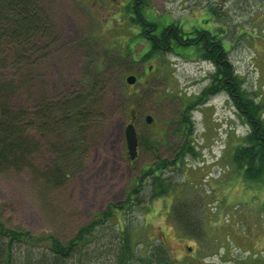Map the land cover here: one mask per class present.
Returning <instances> with one entry per match:
<instances>
[{
    "label": "rangeland",
    "instance_id": "374dc122",
    "mask_svg": "<svg viewBox=\"0 0 264 264\" xmlns=\"http://www.w3.org/2000/svg\"><path fill=\"white\" fill-rule=\"evenodd\" d=\"M146 1L140 10L156 23L150 27L161 28L172 20L184 33L192 26L223 29L225 58L239 89L263 106L264 122V0ZM128 2L133 5L132 0H43L52 28L50 44L38 39V48L46 43V49L30 52V70L21 69L14 78L15 84L22 82L14 104L33 109L41 97L55 100L82 92L103 70L96 75L106 88L101 116L87 132L82 160L76 162L79 153H71L68 162H59L69 170L58 189L44 193L29 171L0 174L1 217L10 226L51 232L64 241L93 213L122 202L157 159L171 162L178 152V159L162 169L174 185L172 195L145 199L123 216L117 213L99 228V235L111 231L109 222L122 218L131 226L138 252L161 241L176 264H264V186L244 188L231 165L233 148L248 125L232 97L204 92L216 67L190 54L191 47L179 43L172 46L175 52L163 50L139 59L149 48L151 32L144 37L140 26L130 21ZM211 8L219 17H213ZM129 74L137 76L136 84L126 83ZM146 115L153 117L149 124ZM183 115L192 120L188 134ZM132 117L139 147L131 162L123 132ZM63 144L69 146L49 138L35 155V166L42 172L53 168L58 162L53 148ZM186 144L195 155L179 150ZM145 177L143 187L149 180ZM170 207L187 208L200 230L182 232L176 217L169 215Z\"/></svg>",
    "mask_w": 264,
    "mask_h": 264
},
{
    "label": "trees",
    "instance_id": "16d2710c",
    "mask_svg": "<svg viewBox=\"0 0 264 264\" xmlns=\"http://www.w3.org/2000/svg\"><path fill=\"white\" fill-rule=\"evenodd\" d=\"M132 1L131 6L130 2L126 3L129 6H125V13H128L132 23L140 26L144 37L148 31L151 32L147 38L149 48L141 54L140 60L150 59L163 50L175 52L172 46L182 42L181 45L192 48L190 54H203L214 64L216 69L211 75L213 82L204 92L210 95L223 92L232 97L248 125L247 133L233 148L232 168L242 180L244 188L264 186V122L260 117L263 106L250 97L246 89H239L233 68L225 58L228 49L222 43L223 29L219 26L217 29L201 28L203 35L199 40L202 47H196L192 43L196 41L195 34L200 33L196 29L182 33L172 20L161 28L150 27L151 23H156L145 19L140 10L142 3H149L146 0ZM211 9L213 17H219V11ZM47 22L43 0H0V174L29 171L39 181L44 193L58 189L66 181L69 169L59 162H68L67 156L71 153H79L76 162L82 160L88 149L87 132L92 130L95 119L101 116V99L106 89L104 81L96 76L103 73L101 70L96 72L91 85L82 92H72L55 100L41 97L33 109L25 103L14 104V97L22 84L21 80L15 84L14 78L20 77L18 72L21 69L28 70L32 66L29 64L33 58L30 59L29 54L36 52L38 39H45L50 44L52 28ZM144 24L149 26L146 28ZM41 46L38 50L46 49V43ZM6 70H9L8 75ZM182 122L187 123L185 134H188V130L191 131L189 116L183 115ZM52 136L66 141L69 146L63 144L58 149L53 148L58 162L53 168H46L42 172L35 166V155ZM193 149L188 144L179 148L182 153L195 155ZM178 155L176 152L171 162L157 159L152 168L142 171L137 184L128 188L122 202L93 213L84 226L64 241L51 232L34 233L22 226H10L0 215V264H176L161 241L148 245L144 253L138 252L131 236V226L122 218L119 223L109 222L110 232L99 235L98 230L117 213L126 215L145 199L152 201L172 195L174 185L170 177L162 174V169L175 162ZM145 176H149L146 188L142 183ZM187 210L172 209L169 215L176 217L182 232L191 235L197 233L200 227L196 219H189ZM201 226V231L205 233Z\"/></svg>",
    "mask_w": 264,
    "mask_h": 264
},
{
    "label": "water",
    "instance_id": "95a60500",
    "mask_svg": "<svg viewBox=\"0 0 264 264\" xmlns=\"http://www.w3.org/2000/svg\"><path fill=\"white\" fill-rule=\"evenodd\" d=\"M136 80L134 75H129L125 78L127 84H133ZM146 123H150L152 121V117L147 115L145 117ZM124 136H125V145L127 149V154L130 160H133L137 156V135L134 124L132 122L128 123L124 129Z\"/></svg>",
    "mask_w": 264,
    "mask_h": 264
},
{
    "label": "flooded vegetation",
    "instance_id": "af4514ba",
    "mask_svg": "<svg viewBox=\"0 0 264 264\" xmlns=\"http://www.w3.org/2000/svg\"><path fill=\"white\" fill-rule=\"evenodd\" d=\"M193 29H196V31L197 32H200V33H196L195 35L196 36H194V37H196V41H194V42H192V43H194L195 44V46L196 47H202V45H201V42H200V40H199V38L203 35V33L201 32V26H192L187 32H191ZM179 33V32H178ZM182 33H184V32H182ZM178 43V42H177ZM180 43H182V42H180ZM205 43H207V39H205ZM175 46H176V44H175ZM174 48V47H173ZM181 54V53H180ZM182 54H185V53H182ZM181 54V55H182ZM185 55H188V54H185ZM199 58L201 59V61L203 60H206V59H208V58H206V57H204L203 56V54H200V56H199ZM210 61V64L212 63L211 62V60H209ZM148 69H150V67H148ZM210 83L211 82H213V78L211 77L210 78ZM137 81V80H136ZM218 82V80L216 81V83ZM136 83V82H135ZM215 83V84H216ZM219 85L220 86H222L223 85V83H219ZM172 210V207H170V209H169V212Z\"/></svg>",
    "mask_w": 264,
    "mask_h": 264
},
{
    "label": "bare ground",
    "instance_id": "6f19581e",
    "mask_svg": "<svg viewBox=\"0 0 264 264\" xmlns=\"http://www.w3.org/2000/svg\"><path fill=\"white\" fill-rule=\"evenodd\" d=\"M143 54H144V53H143ZM129 75H132V74H129ZM129 75H128V76H129ZM134 76H136V75H134ZM209 86H210V83H209ZM209 86H208V87H209ZM217 93H219V92H217ZM217 93H215V94H213V95H216ZM123 136H124V132H123ZM124 140H125V136H124Z\"/></svg>",
    "mask_w": 264,
    "mask_h": 264
}]
</instances>
